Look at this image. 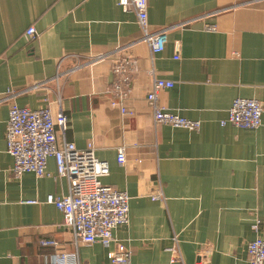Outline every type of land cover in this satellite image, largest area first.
Segmentation results:
<instances>
[{
  "label": "crops",
  "instance_id": "1",
  "mask_svg": "<svg viewBox=\"0 0 264 264\" xmlns=\"http://www.w3.org/2000/svg\"><path fill=\"white\" fill-rule=\"evenodd\" d=\"M147 21L152 30L171 27L162 51L138 40L135 13L118 0H0V264H115L114 244L76 241L45 202L68 193L52 157L42 177L12 173L11 104L61 111L67 124L55 127L57 144L91 145L107 162L102 182L129 196L128 222L113 230L127 264H248V242L264 238V0H147ZM31 25L34 38L25 34ZM116 49L136 61L123 100L132 115L111 104L109 59L64 74ZM151 70L173 82L159 91V106L199 120L198 130L154 122ZM237 97L260 101L258 128L220 124ZM157 191L162 198L151 199Z\"/></svg>",
  "mask_w": 264,
  "mask_h": 264
},
{
  "label": "built area",
  "instance_id": "2",
  "mask_svg": "<svg viewBox=\"0 0 264 264\" xmlns=\"http://www.w3.org/2000/svg\"><path fill=\"white\" fill-rule=\"evenodd\" d=\"M124 11H133L136 23L141 31L138 39L147 43L152 52L162 51L167 41V32L171 27L151 29L147 21V0H118ZM184 24V23H181ZM180 24V25H181ZM183 26V25H181ZM205 30L214 31L215 25H205ZM28 37L37 34L33 25L25 30ZM67 55L57 61L55 80L61 75V62ZM176 57V56H175ZM85 62L76 63L67 69L68 75L84 64L95 63L104 59L110 61V71L114 75L110 92L113 95L111 104L119 106L122 114L132 115L133 111L123 106V100L129 91L128 86L136 72V61L132 56L122 54L119 49L97 53L87 57ZM63 73V72H62ZM151 89L146 95V101L153 110L155 123H163L189 131L198 130L201 122L180 116L177 113L163 110L158 104V93L164 88H170L173 82L169 79L156 77L153 70ZM46 82V81H45ZM40 84H35L33 87ZM263 108L260 101L253 98H235L228 111L227 117L220 124L230 123L241 128L255 129L261 125ZM67 117L60 111L55 116L48 107L31 109L26 106L11 104L6 121V151L13 158L12 173L19 176L24 172H32L36 177L46 174L48 158L56 163L57 174L65 177L68 183V193L62 196L48 194L46 203L55 205L62 213V225L69 229L76 241L83 243L99 242L104 246L114 244L108 257L112 263L127 264L130 252L123 244L116 242L113 230L126 224L129 218V196L126 191L114 188L102 182V177L109 173V166L95 156L91 145L78 148L72 142L63 141L57 144L55 127L64 131ZM117 162L123 165L126 161L124 148L117 151ZM160 191L151 195V199H161ZM33 203L35 200H28ZM257 229V222L253 223ZM43 245H54L52 240L41 241ZM248 264H264V238L255 237L247 244ZM61 261L63 254L58 256ZM179 260L173 255L171 262Z\"/></svg>",
  "mask_w": 264,
  "mask_h": 264
}]
</instances>
